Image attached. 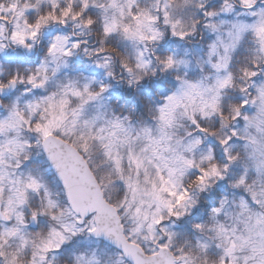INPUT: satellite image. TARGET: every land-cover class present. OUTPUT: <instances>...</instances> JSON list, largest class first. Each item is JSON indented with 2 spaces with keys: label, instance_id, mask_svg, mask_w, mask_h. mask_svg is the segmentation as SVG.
Segmentation results:
<instances>
[{
  "label": "snow or ice",
  "instance_id": "snow-or-ice-1",
  "mask_svg": "<svg viewBox=\"0 0 264 264\" xmlns=\"http://www.w3.org/2000/svg\"><path fill=\"white\" fill-rule=\"evenodd\" d=\"M0 264H264V0H0Z\"/></svg>",
  "mask_w": 264,
  "mask_h": 264
}]
</instances>
